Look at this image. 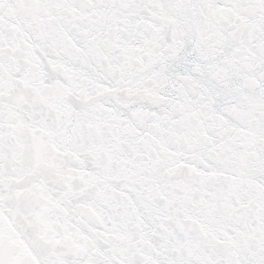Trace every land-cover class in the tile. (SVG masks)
Segmentation results:
<instances>
[{
    "label": "snow or ice",
    "instance_id": "obj_1",
    "mask_svg": "<svg viewBox=\"0 0 264 264\" xmlns=\"http://www.w3.org/2000/svg\"><path fill=\"white\" fill-rule=\"evenodd\" d=\"M0 264H264V0H0Z\"/></svg>",
    "mask_w": 264,
    "mask_h": 264
}]
</instances>
